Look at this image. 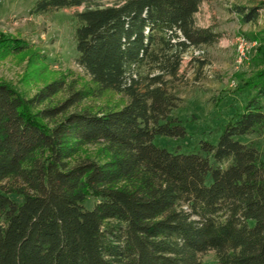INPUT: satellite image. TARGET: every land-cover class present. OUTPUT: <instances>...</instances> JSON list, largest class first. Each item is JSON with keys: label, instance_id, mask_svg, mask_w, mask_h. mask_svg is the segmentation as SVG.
Returning a JSON list of instances; mask_svg holds the SVG:
<instances>
[{"label": "trees", "instance_id": "obj_1", "mask_svg": "<svg viewBox=\"0 0 264 264\" xmlns=\"http://www.w3.org/2000/svg\"><path fill=\"white\" fill-rule=\"evenodd\" d=\"M204 1H36L32 15L83 8L76 63L94 88L41 109L62 78L31 98L0 81V264H204L210 251L217 264H264V157L237 140L264 127V70L238 77L250 97L217 142L155 144L188 136L170 82L191 49L217 41L196 25ZM262 8L236 10L250 23ZM14 41L0 40V59L23 53ZM105 93L126 102L66 112Z\"/></svg>", "mask_w": 264, "mask_h": 264}, {"label": "rangeland", "instance_id": "obj_2", "mask_svg": "<svg viewBox=\"0 0 264 264\" xmlns=\"http://www.w3.org/2000/svg\"><path fill=\"white\" fill-rule=\"evenodd\" d=\"M36 1L0 0V40L9 37L23 46V53L0 59V81L10 83L31 98L48 82L62 78L66 89L42 109L62 105L74 91H92L94 85L76 63L74 14L83 8L32 15ZM262 4L264 0L204 1L195 16L196 25L218 34L217 41L191 49L184 57L178 78L170 82L172 91L181 99L173 114L185 122L188 136L181 140L157 137L156 145L171 152H196L203 140L217 142L226 124L247 104L250 95L241 89L238 77L264 70V8L257 21L245 23L236 7ZM240 45L244 46V53L240 52ZM233 82L236 86H232ZM125 102L120 95L105 93L70 104L66 112L106 111ZM237 140L254 145L264 157V127ZM96 150L95 146L89 148L90 153ZM15 198L21 201L20 197ZM94 204L90 199L87 206L91 208ZM202 261L217 264L216 253L208 252Z\"/></svg>", "mask_w": 264, "mask_h": 264}, {"label": "built area", "instance_id": "obj_3", "mask_svg": "<svg viewBox=\"0 0 264 264\" xmlns=\"http://www.w3.org/2000/svg\"><path fill=\"white\" fill-rule=\"evenodd\" d=\"M243 47H244L243 45H240V47H239L241 53H244ZM232 86H236V84L233 82Z\"/></svg>", "mask_w": 264, "mask_h": 264}]
</instances>
